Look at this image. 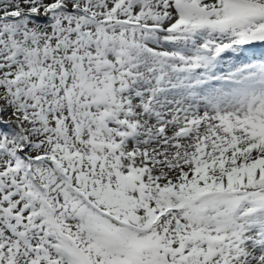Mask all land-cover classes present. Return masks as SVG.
I'll return each instance as SVG.
<instances>
[{
	"label": "snow or ice",
	"instance_id": "6c2138e0",
	"mask_svg": "<svg viewBox=\"0 0 264 264\" xmlns=\"http://www.w3.org/2000/svg\"><path fill=\"white\" fill-rule=\"evenodd\" d=\"M0 264H264V0H0Z\"/></svg>",
	"mask_w": 264,
	"mask_h": 264
}]
</instances>
